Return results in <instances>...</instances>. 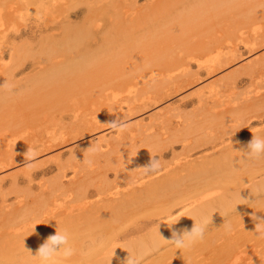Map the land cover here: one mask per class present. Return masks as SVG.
Returning <instances> with one entry per match:
<instances>
[{"label":"rangeland","instance_id":"374dc122","mask_svg":"<svg viewBox=\"0 0 264 264\" xmlns=\"http://www.w3.org/2000/svg\"><path fill=\"white\" fill-rule=\"evenodd\" d=\"M3 1L0 224L18 220L53 190L58 210L64 208L72 192L66 181L76 169L89 189L118 182L125 190L124 175L141 171L142 180L153 178L181 156L184 143L214 138L219 148H235L230 167L237 169L209 190L221 201L208 215L204 239L190 249L167 241L157 246L159 237L168 239L171 224L141 213L118 222L125 229L152 222L122 237L107 258L128 251L142 257L140 264H264V238H258L253 220L264 218V157L251 159L244 152L253 134L264 130V0H15L13 17L5 9L10 0ZM116 119L127 122L125 131L109 126ZM179 126H185V136H179L185 141L170 147ZM150 139L161 148L144 152L140 142L148 145ZM97 145L128 157L126 167L90 155ZM209 152L190 151L192 158ZM89 157H96L91 166ZM153 157L159 171L145 175L136 168ZM96 199L94 193L87 201ZM81 202L70 204L76 209ZM88 231L76 234V257L92 248L81 243ZM12 240L2 238V264H15L22 255L10 254Z\"/></svg>","mask_w":264,"mask_h":264},{"label":"bare ground","instance_id":"6f19581e","mask_svg":"<svg viewBox=\"0 0 264 264\" xmlns=\"http://www.w3.org/2000/svg\"><path fill=\"white\" fill-rule=\"evenodd\" d=\"M4 2L5 1H3V3ZM14 2L16 3L15 0H10L7 2V7L4 5L6 7L4 8L6 10L16 9L18 6L14 4ZM4 4H6V2ZM57 5L59 4L57 3ZM1 6L2 5H0V7ZM13 10L8 11L7 13L12 16L14 11L18 12V9L17 11ZM4 13H2L0 9V27L4 25V22H2V15ZM2 32L3 27L2 30H0V35ZM251 67L253 68L254 65H251ZM84 75L88 77L87 74ZM76 77V79L79 78L78 76ZM133 78H127V80L133 81ZM72 80H74V78ZM127 80L124 82L128 83ZM135 82L136 84L138 83L137 81H134V83ZM255 116L259 117L260 115ZM8 122L9 121L6 123ZM179 127L181 128L174 131L175 137H170V141L168 142L170 147H173V143H176V141H181V143L185 141L183 137L179 138V136H185V132L181 131L185 126ZM16 132L18 134V132L20 133L21 131L19 129ZM263 132L264 130H257L255 135L262 134ZM153 140L151 142L150 139L151 144L148 143V145L146 143L142 145L141 140L139 145L140 148L142 146L141 149L145 150L144 152L149 149L151 150V148L155 147L154 145L157 144L154 142H158L157 139H155V141ZM188 140L187 141L190 142L189 138ZM219 143H223V140H220ZM159 145L161 146V144ZM121 146L122 145L118 146V150L123 148ZM149 146H151V148ZM217 146L218 143L214 138L203 140L194 139V142H190V144L184 143L182 146L184 149H182L183 153H181V156L176 157L170 166L164 164L163 172L157 176L148 180H142L141 176H139L143 173L141 171L137 172L135 176H132V174L124 175L123 179H125V183L128 185L125 190L119 189L120 184L117 185L118 182L112 187L96 185L94 189H89L88 184L84 180H80L82 176H77L79 170L76 169L73 177L66 181L67 184L71 185L70 189L72 192L70 194L71 197L69 203L65 205L64 208L58 210L59 207H57L58 204L56 203L58 195H56V190L51 191L48 200L40 203L39 206L35 208L28 209L25 214L19 216L18 220L7 223L3 222L0 224V244L3 237L11 236L13 240L10 242V245L7 246L10 248V254H16L15 252H17V254H22L18 259H13L15 264H39V261L34 259L32 255L36 254L40 245L48 236L54 235L56 230H66L70 236V244L74 246L73 243L76 240H79V234L76 235L78 231L80 229H89L91 231L82 235L83 240L81 242L88 243L87 245L92 244L89 253L87 255L82 254L81 257H76L79 253H75L69 260L74 259L78 261L83 258L84 260L82 262L79 261L75 264H92L91 261L93 258L95 264H127L128 257L135 256L128 251H125L123 256H115L113 258H109L112 257L110 255L107 258V255L110 252L119 249L117 243L122 237L142 230L147 224L151 223L152 220L143 221L137 227L129 229H125L118 221L125 217L131 218L132 216L141 213H153L163 224H171L170 233L168 234V239H171L174 230L179 231L190 229L193 226L194 221L198 222L201 215L208 216L211 210L215 208V204L221 201V197H213L212 192H209V190L215 188L226 174L230 175L232 172L236 171L237 168L234 169L233 166L231 168L230 165L232 164L231 161L233 160L234 154L237 152H232V150L235 149L233 146L227 148L228 144L222 145L220 148ZM200 147L210 148L211 152L192 158V153H190V151L195 149L198 150ZM128 151L130 154V150H127V152ZM115 153L117 154V149L113 152L100 151L97 155L98 157L101 155L103 156L105 165L112 166L113 164H116L125 168L126 164L123 162V159H127L128 157H118ZM125 153L126 151L124 154ZM118 154L121 155V153ZM161 154L160 151V156H162ZM88 156L86 158H88ZM95 160L96 157L92 159V161ZM138 167L140 168V165L136 164V168ZM58 168L62 169L60 166ZM76 177H79L78 181L76 180ZM94 193L96 194L97 199L93 202H88L87 199ZM251 195L252 194H249L248 196ZM76 200L82 202L78 208L74 209L70 203ZM177 210L180 212L178 219L173 218V214ZM165 242L166 240L159 237L156 245H162ZM81 247L83 246H80L79 248ZM22 252L25 253L23 254ZM5 253V247L0 245V256L3 254L5 255ZM140 261L143 260L140 259ZM2 262L5 261H1L0 264H2Z\"/></svg>","mask_w":264,"mask_h":264},{"label":"clouds","instance_id":"9594fccd","mask_svg":"<svg viewBox=\"0 0 264 264\" xmlns=\"http://www.w3.org/2000/svg\"><path fill=\"white\" fill-rule=\"evenodd\" d=\"M109 126L116 131L123 132L127 129V122L123 120H114L109 123ZM101 150L100 146L90 150V155H95ZM245 155L251 159H260L264 157V137L254 135L247 144ZM35 153H29L28 159H34ZM89 166L92 165V160H87ZM159 160L153 157L148 166L140 167L144 170L145 175L154 173L160 170ZM241 199V197H240ZM253 220L257 221L255 231L259 234L258 238H264V218L253 216ZM178 222V221H177ZM176 222V223H177ZM210 223L207 215H201L199 221H194L191 229L174 230L171 239H166L170 244H173L177 249H190L197 242L204 239L205 231ZM175 224V223H174ZM30 252V251H29ZM75 254V249L70 244L69 233L56 230L54 235H50L40 245L35 255L32 257L39 261V264H59L60 260H69ZM139 256H129L127 264H140Z\"/></svg>","mask_w":264,"mask_h":264}]
</instances>
